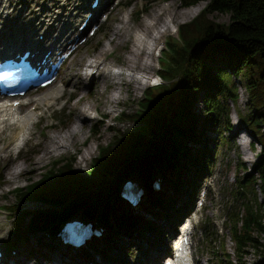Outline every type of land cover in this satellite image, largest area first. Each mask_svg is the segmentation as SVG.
<instances>
[{
  "label": "rangeland",
  "instance_id": "rangeland-1",
  "mask_svg": "<svg viewBox=\"0 0 264 264\" xmlns=\"http://www.w3.org/2000/svg\"><path fill=\"white\" fill-rule=\"evenodd\" d=\"M4 1L9 5V9L4 10V12L9 10L12 11L13 9L16 15L21 14L23 16L26 24H29V21L32 19L31 17H28L26 13L29 11L31 12L33 8H36L37 4L42 3V0H0V3L4 5ZM16 1L18 3L14 4ZM51 1L54 2V0ZM104 1L105 5H107L105 6L106 11L105 9H102L100 16H104L106 14L105 12H107L108 19L101 23V28L96 35L90 37L88 41L81 44L80 47H77L64 61L60 71L59 80L43 90H31L22 98L23 102H27L46 92L59 88L61 89L55 94V96H59L60 98L56 100L53 97L51 99L52 104L49 106L43 104L39 108H33L32 106L34 102L27 106H19L21 114L33 110L36 113L33 118L34 121H37L42 116L41 122L37 125V128L33 129V135L30 138L31 140L29 143L26 142L22 149V152H24L25 155L21 154L18 157L20 162L24 161L29 155H34L36 158L42 155L46 138L50 134L55 131L64 132L77 123V116L79 114L77 108L84 106L85 100L90 101L93 104L97 102L101 103L102 100H104V96H101V94L98 93V90L104 91L106 89L107 91H110L112 89L111 84H107L106 82V85H104V79L102 78L99 79L96 89L91 83L86 84L85 79L87 73L86 64L95 59L102 52L103 48L108 47L110 41H112L110 47H113V44L117 39V36L114 34L116 26L122 24V22L128 21L130 27L135 30L142 25L146 19H149V15H151L153 9L160 8L166 4L178 12L189 7L185 6L184 1L182 0H155L147 7V10H142V14L138 18L136 11L138 8H141L144 0H103V3ZM209 1L210 0H199V2L196 3V5L199 6L197 14H193L189 17H179L175 20L177 30L170 32V34L166 36V42L161 45V50L159 49L160 53L156 52L155 59H159L158 64L157 62L155 64L156 73L163 76V72H165L160 64V61L163 60L161 54L168 53L166 45L172 41V37H177L178 27L197 17ZM108 2L110 3L109 5ZM82 3L85 4L87 1ZM42 5L45 8L47 7L46 3H43ZM1 11L5 14L3 8ZM165 15L166 14H163L162 20ZM20 19L21 18L17 19L10 16L3 19L7 26L9 25L6 23L12 22V27L10 28L15 32H13V34L5 32V25H3L0 28V37H16L20 33L28 34L32 25L19 30L16 26L20 22ZM207 19L227 24L231 21V14L216 12L209 14ZM129 45L130 42H126L124 46L116 48L110 52L109 58L118 64H124L126 61L125 49ZM216 57L218 58L221 67L222 65L227 66L226 61L221 62V57H224L222 54H218ZM119 67L120 68L117 69L123 71L122 69L124 68V65ZM124 71L127 72L125 69ZM74 72L78 73L77 77L72 75ZM213 72H216V70H213ZM226 73L231 81V86L235 85L237 89L236 100L233 101L228 99L226 101L222 94L218 95V97L220 104L225 105L230 111L229 120L230 125H232L233 128L230 129V127L225 125L226 114L217 115L216 112L212 111V109L205 104L207 94L203 88L199 92V100L191 107L193 124L196 129L195 134L186 137L185 142L187 143V148L186 150L184 149L185 153H182L181 156L177 155V161L180 163V167L179 170L176 171L181 178L188 180L193 178L192 170L193 172H197L200 167L199 157L203 156L205 159L207 158L211 161L209 173L203 178L198 177L199 179H196L194 183L195 188L193 184L194 189L193 194L189 199L190 202L188 201L185 204V193L182 192L173 182H168V180L163 179L160 188H156L158 190L155 191L156 193L163 191V200H167L168 197H170V200L168 201L170 202L169 206H167L165 201L153 205V196L149 195V191L146 190L140 201L141 203L143 202L142 206H140V203L137 207H133L134 212L132 211V214L136 221V225L127 228L123 218V215L126 214L127 211L121 209L120 202L117 200L115 203L116 206H109L112 227L109 225L108 228L106 227V231L109 232L111 228L112 233H108L106 237L105 233L102 236H94L95 239L87 242L86 246L88 248L95 249L97 252L106 251L108 253H114L115 251L119 252L130 247L134 256H132L133 258H127V256L124 257L123 259H125L126 264H143L142 262L135 263L137 257L139 259V255L142 254L138 242L139 238L137 232H135V229L140 227V233H144L147 230H153L161 235L169 247L168 252H170L171 243L168 240V235L173 226L166 218L165 210H171L173 207H181L183 213H186L189 209L194 208L201 187L203 184L207 183L209 184L210 189L215 187L216 191L220 194L218 197H215L214 192L211 191L207 197L208 201L206 207L202 211H199L196 217L197 221L194 223L195 233L193 237V255L195 260H197V263L226 264L222 262V260H224L228 264L226 255L230 254L231 262H234V264H264V192L261 189L262 182L258 174L259 169L255 168V166L259 164L262 146L256 141V137H254L252 131L247 130L246 125L241 122L239 116V114L245 115L252 111L250 108L251 102L249 93L246 88V75H236L234 71L229 68H226ZM71 76L74 77V81L67 83ZM170 82V78L163 76L160 85L150 88H153L152 90L155 92L159 86L167 85ZM147 88L149 87H143L140 89L139 93H136L131 89L130 92H128L125 86L124 91L122 92L124 102L118 105L113 112H107L104 108L101 110V115H98L97 118H94L91 121H78L80 125L83 123V132H85V135L79 138L80 135L77 134L78 139H76V143L73 147L68 151L61 150L46 156L42 160L44 162L40 164V168L33 171L27 170L26 173L22 174V176L16 181L9 180L6 170L8 164L12 162L7 159L6 165L3 166V162L0 161V245L5 253L3 256V262L4 259L7 261L4 264H13L15 260L11 257L14 255H17L19 259H24L21 262L19 261L18 264H55L52 261L55 254H59L56 252V249L62 243L57 236L59 230L54 234L51 230L46 229L47 222H50V218H43V223H41L40 226L35 224L36 222L34 219L39 213L46 211L52 212V216H54L56 212H61L65 209L64 207L67 203L61 205L58 199L22 200L19 204V206H21V215H23L21 218V224H19L22 233L18 236L15 221L13 219L14 215L8 208L16 205L18 202L17 193L14 189L27 186L33 180L41 178L47 170L54 166L57 160L61 159H71L73 169L83 176L90 177L96 174L93 169V160L98 156L100 146L112 142L115 139L118 130H122L123 132L129 130L134 131L141 126L139 122L131 119L122 122L117 119V115L121 112H125V114L135 113L139 108L138 103L141 102L145 96L144 91ZM74 90H79L78 94L73 95L72 98L69 99V96L73 94L72 92ZM213 93L216 94V92ZM93 128H95V133L93 132ZM96 131L98 133H96ZM139 132H144V128L140 127ZM146 133H148V131ZM29 135V133L25 132V137H28ZM149 136H151L150 132ZM1 138L0 149L5 145H10L15 153L13 152L11 154L10 151L5 150L0 152V156L3 155V158L13 157V155L18 156L17 149L14 148L16 132H12L11 129H6ZM206 138L209 142L206 141ZM39 139H43L44 141L42 144L37 145ZM244 141L247 142L245 148L242 144ZM89 147L93 148L92 157H89L87 162L84 161V163H80V156ZM204 162L205 160L203 163ZM164 173L167 179L171 177L175 179V174L168 173V171ZM246 174L250 175L249 181H245ZM112 179L113 177L111 176L103 177L100 179L102 181L101 186H108ZM152 184L154 187L156 182H153ZM129 204L130 203H128V205ZM246 204L253 205V209L258 211V214L261 215V217L258 218L260 220L261 228L258 229L254 227L251 229V235L253 238L257 239L258 242H255L256 246L248 244L245 248L246 252H244V258L239 260V256L236 252V243L232 239L231 216L233 213H239V216L244 218L247 214ZM91 205L97 207L95 216L101 219L102 210L99 205L91 203L87 205V207ZM13 209L15 208L13 207ZM81 213H83V210L77 211L69 217ZM135 216L137 218H135ZM141 216L149 219L147 221L152 222L153 224L150 223L151 225H148L147 221H139ZM92 217H94V215ZM84 218L89 217L84 216ZM37 220L39 219H36V221ZM162 220H164V222L160 223ZM241 224L242 223H240V226ZM38 227H41L42 230L35 231ZM207 235L208 237H206ZM16 240L18 242L16 244L18 245L14 243ZM223 240L225 241V249H223V245L221 244V241ZM9 244H14L15 246L13 248L8 247ZM134 244H137L139 247L134 246ZM63 245L65 249L61 253L63 255L65 252L69 253V256L65 257L63 261L65 263L63 264H81L82 254L77 251L78 248H75L72 245ZM32 250H34V253ZM119 256H122V254H119ZM155 260L156 257L152 259V261Z\"/></svg>",
  "mask_w": 264,
  "mask_h": 264
},
{
  "label": "trees",
  "instance_id": "trees-1",
  "mask_svg": "<svg viewBox=\"0 0 264 264\" xmlns=\"http://www.w3.org/2000/svg\"><path fill=\"white\" fill-rule=\"evenodd\" d=\"M154 1L144 0L141 8L136 11L137 17L139 18L142 10H147ZM182 1L185 6L199 2V0ZM216 12L230 13L231 21L226 24L207 19L209 14ZM177 33V37H172V41L166 45L168 53L162 54L163 60L160 61L165 71L163 76L170 78L171 82L159 86L155 92L153 88H147L135 113L121 112L117 115V119L122 122L131 119L139 122L141 126L134 131L118 130L112 142L100 146L99 154L93 160L96 174L90 177L83 176L73 169L71 159H61L57 160L41 178L33 180L27 186L14 189L18 202L8 208L14 215L18 236L22 233L19 224L23 217L19 204L25 199H58L61 205L67 203L65 209L56 212L54 216L52 212L46 211L39 213L34 219L35 224L40 226L43 218H50L45 228L54 234L70 215L81 210L85 213V208L91 203L99 205L102 210L101 215L104 219L99 215L102 225L107 228L109 225L112 227L109 206H114L117 200L121 209L127 211L123 215L126 227L135 226L136 221L132 214L134 209L122 196V184L127 179L140 182L149 191L148 194L153 196L155 202H152L153 205L165 201L169 206L170 197L163 200V191L156 193L155 190L158 189L152 184L156 182L161 186V181L166 179L185 193L186 204L193 194L196 179L206 176L211 166V161L201 156L198 171L192 170V179L181 178L176 171L180 167L177 155L181 156L187 148L186 137L195 134L191 107L199 100L201 89L204 88L207 94L205 104L217 115L226 114L225 125L230 129L233 128L229 120L230 111L225 105L220 104L218 97L222 94L226 101L236 100L237 89L235 85L231 86L226 68L232 69L236 75H246V88L252 111L239 116L247 130L252 131L256 141L262 146L259 164L255 168L259 169L261 189L264 192V0H210L197 17L180 25ZM218 54L224 56L221 57V62L226 61L227 66L219 65L216 57ZM140 127L144 128V132H139ZM93 132L95 133V128ZM166 171L175 174V179L172 177L167 179L164 173ZM105 176H111L113 179L108 186H101L100 179ZM249 176L246 174L245 181H249ZM142 204L143 202L140 206ZM165 211V216L173 227H176L185 216L181 207H173ZM246 212L244 218L240 217L239 213H233L231 216L232 239L236 243L239 260L244 258L248 244L256 246L255 242H258L251 235V229L261 228L258 219L261 215L253 209V205L246 204ZM147 220L149 219L141 216L139 221ZM150 223L153 224L147 221L148 225H151ZM39 230H42L41 227L35 229V231ZM108 233H112L111 228L105 233V237ZM14 243H18L17 240ZM221 244L225 249L224 240ZM14 246V244L8 245L12 248ZM226 258L228 264H234L231 262L230 254H227ZM222 262L227 264L224 260Z\"/></svg>",
  "mask_w": 264,
  "mask_h": 264
},
{
  "label": "bare ground",
  "instance_id": "bare-ground-1",
  "mask_svg": "<svg viewBox=\"0 0 264 264\" xmlns=\"http://www.w3.org/2000/svg\"><path fill=\"white\" fill-rule=\"evenodd\" d=\"M8 1V0H6ZM5 2V1H4ZM4 10L9 9L8 3L5 4L0 3V28L5 25L3 19L8 12L2 13ZM199 10V6L194 4L191 5L184 10L178 12L175 9H172L168 6V4L156 8L152 10L151 15H149V19H146L142 25L137 27V29L133 30L128 21L122 22L116 26L114 30V34L117 36L116 41L113 44V47H110L112 41L109 42V46L102 49V52L89 63L86 64V79L85 83H91L92 86L96 89L97 83L99 79H104V85L111 84L112 89L107 91L98 90V93L101 96H104V100L102 102H97L95 104L90 101H84L85 105L82 107H78L77 110L79 112L77 116V123L72 125L69 129L64 132L55 131L50 134L46 138V142L43 148V154L38 156L37 158L34 155H29L25 158L24 161L20 162L18 157L22 154L23 144L26 142L29 143L31 140V136L33 135V129L37 128V125L41 122V117L34 121L36 113L33 110L26 111L25 113H20L19 106H15L14 103H0V140L2 139V134L6 129H11V131L16 132V138L14 143V148L17 149V155H13V157L3 158L0 156V161L3 162V166L6 165V160L9 159L10 164L6 167L8 178L10 181H16L22 174L26 173L27 170L33 171L37 168H40V164L46 156L51 155L53 153L59 152L61 150L68 151L71 147H73L76 143V139H78L77 134H79V138L85 135L83 132L84 125H80L78 121H91L97 116L101 115V110L105 108L107 112H113L118 105H120L123 101L122 92L124 91V87L126 86L127 91L130 92V89L139 93L140 89L143 87H147L151 81V78L156 74L155 64L159 62V59H155L156 51L161 47L162 44L166 42V36L170 34V32L176 31L177 26L175 25V20L179 17H189L193 14H197ZM93 10H90L92 12ZM86 12V11H85ZM89 13V12H88ZM163 14H166L164 19L162 20ZM79 15V7L78 0H55V7L53 9L46 10L44 13L40 12L38 8H35L32 12H30L31 17H38L40 21L41 27L38 28L37 36L41 32H46L52 30V28H57L60 20L68 19L73 20L77 17V22L81 21ZM93 15L96 16V19L90 20V22H96L99 20L97 12L93 11ZM15 18L19 19L20 16L15 15ZM162 20V21H161ZM3 29V28H2ZM48 29V30H47ZM52 30L51 35L54 36L55 30ZM5 32H10L13 34L15 32L12 28L7 25L4 26ZM84 31H72L70 36L67 37L60 45L54 47L55 52L52 53L49 57L50 59H54L58 54L57 51L64 52L70 44L73 43L75 39H78ZM71 39L70 42L68 40ZM126 42H130V45L126 47V61L123 64H118L117 62L112 61L109 58L110 52L115 50L116 48H120L126 44ZM12 45V44H11ZM10 45V46H11ZM2 45L0 44V47ZM81 46V45H80ZM79 46V47H80ZM43 50V49H42ZM41 49L35 48L34 53L40 54ZM44 51V50H43ZM160 51V50H158ZM122 69L119 66H123ZM127 70V72L124 71ZM72 75H78L77 72L72 73ZM87 80V81H86ZM91 80V82H90ZM74 81V77L67 81ZM61 89H56L50 92H46L40 96L35 97L31 100L33 103V108H39L41 105H51V99L54 97L56 100L59 99V96H55ZM79 90H74L69 99L72 98L73 95L78 94ZM25 132L29 133L28 137H25ZM237 135V134H235ZM40 137V135H39ZM43 139H39L37 145L43 143ZM206 141L209 140L206 138ZM246 141L242 142L244 148L246 146ZM10 151L12 154L15 151L11 149L10 145H5L0 149L1 151ZM22 152V153H21ZM93 148H87L86 151L80 156V163L87 162L89 157H92ZM9 156V155H8ZM36 158V159H35ZM86 165V164H85ZM135 208V207H134ZM93 209L96 211L97 207L93 206ZM92 219H98L95 216ZM164 220L160 221L163 223ZM137 232V236L139 238L138 242L142 251V254L139 255V259L137 257L136 262H149L156 257L159 259L160 256H163L169 251V247L163 237L157 234L153 230H147L144 233H140V227L135 229ZM191 230V225L186 222L182 224L179 236L176 238V249H181L183 256L185 257L184 264H190L191 261H196L193 255V251L189 253L188 247L185 244L188 241L189 233ZM150 231V232H148ZM107 231H105L106 233ZM134 246H138L134 244ZM87 246H83L78 248L77 251L81 253V264H126L124 257L133 258L132 249L127 247L124 250L119 252H97L95 249L86 248ZM139 247V246H138ZM192 244H190V249ZM186 248V249H185ZM65 249L63 243L59 245L56 249V252L59 254H55L53 259V263L55 264H63L65 262V257L69 256L68 252H65L64 255L61 253ZM87 249V251H86ZM185 250V251H184ZM55 252V253H56ZM181 253V254H182ZM122 254V256H119ZM14 261L13 264H18L19 261H23L24 259H19L17 255L11 257ZM169 258V256L167 257ZM166 258V259H167ZM140 260V261H139ZM7 262V261H4ZM75 264V263H72Z\"/></svg>",
  "mask_w": 264,
  "mask_h": 264
},
{
  "label": "water",
  "instance_id": "water-1",
  "mask_svg": "<svg viewBox=\"0 0 264 264\" xmlns=\"http://www.w3.org/2000/svg\"><path fill=\"white\" fill-rule=\"evenodd\" d=\"M91 207H92V209H91ZM94 213H95V210L93 209V206L92 205L89 206V207H86V209H85V214L86 215L92 217L94 215Z\"/></svg>",
  "mask_w": 264,
  "mask_h": 264
}]
</instances>
